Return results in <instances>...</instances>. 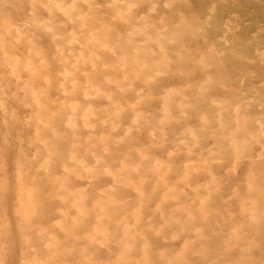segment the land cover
I'll use <instances>...</instances> for the list:
<instances>
[{
	"label": "rangeland",
	"instance_id": "rangeland-1",
	"mask_svg": "<svg viewBox=\"0 0 264 264\" xmlns=\"http://www.w3.org/2000/svg\"><path fill=\"white\" fill-rule=\"evenodd\" d=\"M0 264H264V0H0Z\"/></svg>",
	"mask_w": 264,
	"mask_h": 264
}]
</instances>
